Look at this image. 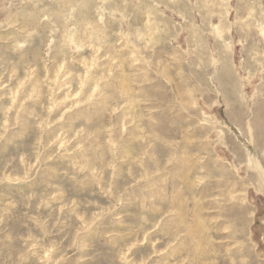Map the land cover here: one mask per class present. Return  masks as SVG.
Here are the masks:
<instances>
[{"label":"rangeland","instance_id":"1","mask_svg":"<svg viewBox=\"0 0 264 264\" xmlns=\"http://www.w3.org/2000/svg\"><path fill=\"white\" fill-rule=\"evenodd\" d=\"M0 264H264V0H0Z\"/></svg>","mask_w":264,"mask_h":264}]
</instances>
